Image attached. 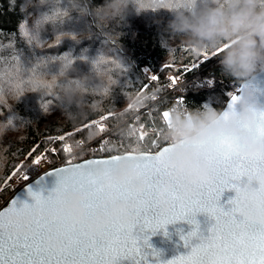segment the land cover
<instances>
[{"label": "clouds", "instance_id": "obj_1", "mask_svg": "<svg viewBox=\"0 0 264 264\" xmlns=\"http://www.w3.org/2000/svg\"><path fill=\"white\" fill-rule=\"evenodd\" d=\"M11 3L15 5L16 0ZM32 6L37 9L47 6V10L33 17L32 25L21 22L19 33L29 46L37 49L55 48L65 39L80 42L92 38L90 27L80 34L66 30L65 25L73 19V12L81 18L95 16L98 25L107 26L113 21L126 23L133 12L139 16L167 10L173 19L165 31L183 34L181 41L197 54L222 51L220 64L225 75L247 82L264 71V0H104L99 6H92V0H36ZM49 26L54 33L52 40L43 38ZM114 38L109 37L110 40ZM5 48L12 49V54L10 58L9 55L0 56V104H6L9 98H20L17 87L12 85L14 81L23 82L28 85L27 91L40 92L43 97L55 93L65 106V120L73 125L83 123L101 110V101L93 99L89 103L88 97L103 95L105 89L107 95H111L113 86L119 84V77L128 70L110 46L92 59H89L87 49L80 56H74L72 52L40 56L28 68L16 54L14 42L6 47L0 45V52ZM78 60L91 64L88 74H78ZM52 65H57L58 70L53 72ZM72 73L77 76L74 78ZM123 94L126 98L124 107L117 109L115 103L112 105L115 134L133 138V143L127 149H119L113 144L114 156L119 158L94 165L93 171L103 179L105 188L95 215L90 217L85 205L89 198L87 192L68 191L49 211L36 209L13 214L11 219L19 226V231H33L35 220L40 216L50 221L67 218L73 224L86 226L91 232H100L113 222L131 225L137 221L140 202L135 196H122L118 188L127 185L137 194L150 188L148 178L137 165L153 149L138 138L140 129L130 125L128 119L136 117L137 110L154 104L158 90L124 91ZM168 111L169 119L159 130V142L166 144L168 149L159 158L169 173L158 190L160 210L165 214L176 204L174 194L187 200L200 186L213 183V160L222 151H227V146L236 148L245 157H264V104L251 87L245 86L237 102L223 110L213 107L188 109L175 104ZM6 130L4 122H0V135ZM96 135L95 129L88 132L90 137ZM69 155L76 160L82 155L81 146L74 144ZM234 191L239 198L238 214L251 222L264 224V169H257ZM49 243L60 246L54 237L49 238Z\"/></svg>", "mask_w": 264, "mask_h": 264}, {"label": "snow or ice", "instance_id": "obj_2", "mask_svg": "<svg viewBox=\"0 0 264 264\" xmlns=\"http://www.w3.org/2000/svg\"><path fill=\"white\" fill-rule=\"evenodd\" d=\"M169 50L176 51V49ZM221 54L222 51H217L211 54L204 52L202 55L207 60L209 57ZM199 63L192 61L190 67L185 66L183 69L175 68L174 63H166L165 70L175 68L178 74H185L196 68ZM160 78L159 75L149 76V80L157 84ZM167 79L168 84L164 87L171 89L177 84L178 75L169 76ZM149 87L150 85L145 84L142 86V90H147ZM107 92L108 90L105 89V94L102 96H107ZM51 95L58 99L55 93ZM230 95L229 107L239 99V95ZM102 102L103 100H101ZM174 102L184 103L182 98H177ZM52 104L53 101L48 100L41 104V107L45 112H48L49 106ZM154 110L159 113L161 120L166 124L169 119V111L159 108ZM152 111L153 109H148L144 114L151 115ZM111 118H113L112 113L108 112L98 119L83 123L73 132L50 137L47 143H58L59 148H46L37 153V148L34 147L27 153V156L32 163L40 165L42 161L48 160L52 153L59 151L69 154L74 144L83 146L86 143L84 138L74 139V137L81 132L88 133L92 129L96 130L95 137L103 136L110 131L109 125L105 122ZM139 120L140 118L137 117L135 123L140 129L138 138L141 141L149 137L150 133L158 131L154 126L140 123ZM4 124L12 130L17 128L12 119H8ZM95 137L87 136V142H91ZM68 139H72L73 143H64ZM110 143L109 139H103L96 148L89 149V151H110L106 148ZM227 147V151H222L213 160L215 175L213 183L200 186L199 190L187 200L174 194L176 204L166 214L160 210L158 190L164 177L169 175L167 169L159 162V158L168 149L161 146L156 153H147L144 160L137 165L150 182V188L146 192L133 193L127 185H121L118 188L122 196L129 198L135 196L140 202L137 209L138 219L135 223L123 225L113 222L100 232H91L86 226L73 224L67 218L63 221H50L47 217L40 216L35 220L33 231H19V226L11 219L13 214L36 209L49 211L56 207L62 196L68 191L87 192L89 198L85 201V205L89 210V216L95 215L105 188L103 179L94 173L93 167L100 163L107 164L119 157L109 154L105 159H85L82 162L67 160L64 166L49 172V174L54 173L57 180L55 186L48 190L47 194L43 189L33 191L31 187H28L31 203L15 196L3 210H0V264H117L120 259L132 260L134 264H147L150 255L157 258L155 264H164L159 261L160 253L158 251L152 250L151 253L146 251L151 248L148 243V233L155 235L166 225L189 217L192 218L189 222L196 224V228L187 237L182 238L185 241V246H190V251L187 254L176 256L166 264H264V224H257L240 216L238 214L239 198L236 196L230 197L226 204H221V197L226 190L237 189L257 169H264V157H245L236 148ZM48 162L52 161L48 160ZM25 167L26 164L14 167L5 177V187L0 189V193L7 190L10 184L17 179L28 181L29 178L24 171ZM197 213H207L214 219V223L209 229L210 235H198L200 228L194 219ZM50 237L58 240L60 246L54 247L50 244ZM193 238H198L199 242L193 245ZM141 241H143V245Z\"/></svg>", "mask_w": 264, "mask_h": 264}, {"label": "trees", "instance_id": "obj_3", "mask_svg": "<svg viewBox=\"0 0 264 264\" xmlns=\"http://www.w3.org/2000/svg\"><path fill=\"white\" fill-rule=\"evenodd\" d=\"M36 0H16L15 5L11 0H0V45L7 46L14 42L16 54L20 55L25 67H31L34 60L40 56L61 55L65 52H72L74 56L84 54L87 49L89 59L94 58L100 51L109 46L113 54L119 56L127 67V71L119 77V84L113 86L111 95L102 96L93 94L88 97V102L93 99L103 100L102 108L96 111L85 122L98 119L100 116L112 111V105L115 103L117 109H122L126 102L124 91L142 90L145 84L150 87L145 91L158 90V99L154 104H150L144 109L137 111L136 117H129L128 123L138 127L136 118L139 117L140 123L154 126L158 131L150 133L149 137L142 142L151 145L154 150L159 149L165 144L159 142L160 128L164 126L159 113L154 109L168 110L172 105L178 104L174 100L183 99V104L188 109H197L213 107L222 110L228 98L234 90L242 83L235 77L225 75L220 64L221 55L209 57L207 60L203 53H195L185 43L181 41L183 34H173L166 32L168 22L173 19L172 13L167 10L160 12H148L137 16L134 12L127 18L126 23L111 22L107 26L98 25L95 16L78 17V13L73 12V19L69 21L65 28L77 34L86 32L89 27L93 32L91 39H83L76 42L72 39H65L61 45L51 49H37L29 46L20 36L19 25L23 21L33 24V17L42 14L47 10V6L37 9L32 5ZM104 0H92V6L103 5ZM160 23H157V22ZM114 36L113 40L109 37ZM46 40H52L54 33L49 26V30L43 34ZM187 48L188 50H184ZM169 49H176L172 52ZM211 54V52H208ZM12 54V49L5 48L0 52V56ZM192 61L200 62L198 66L185 74H178L175 68L183 69L190 67ZM166 63H174L175 68L165 70ZM79 75L88 74L91 64L78 60L76 63ZM53 72L58 70L57 65H52ZM74 78L77 73L70 74ZM159 75L160 81L157 84L149 80V76ZM178 75L177 84L169 89L164 87L168 84V77ZM179 85V86H177ZM12 86L17 87L20 98L16 100L7 99L6 104H0V122H6L12 119L17 125L15 130L7 128L3 135H0V189L5 187V177L21 164H26L24 169L28 176V181L34 177L40 169L39 165L31 162L27 153L37 148V153L46 148L57 147L60 145L49 144L50 137L66 135L73 132L79 125H73L65 120V106L61 101L52 95L43 97L40 92L27 91L28 85L23 82H13ZM183 88V91L180 89ZM114 97V100H113ZM52 100L53 104L49 106V111L45 112L41 107V101ZM153 109L151 115H145V111ZM73 110H75L73 108ZM110 131L103 136H97L87 142L88 133L81 132L74 139L84 138L86 143L81 146L82 155L77 159H83L89 156H109L114 155L112 145L115 144L119 149H127L129 144L133 143V138H124L115 134L116 121L114 118L106 121ZM147 130V129H145ZM103 139H109L111 143L106 146L110 151L90 152L89 149L96 146ZM122 141V143H121ZM64 143H73L72 139ZM71 159L69 154L63 152L52 153L48 160H44L43 167H52L66 163ZM76 159V160H77ZM28 181L16 180L11 183L9 188L0 193V206L6 199L14 193L16 189Z\"/></svg>", "mask_w": 264, "mask_h": 264}, {"label": "water", "instance_id": "obj_4", "mask_svg": "<svg viewBox=\"0 0 264 264\" xmlns=\"http://www.w3.org/2000/svg\"><path fill=\"white\" fill-rule=\"evenodd\" d=\"M245 86L255 89L257 92V99L262 104H264V71L258 72L255 76L252 77L250 81L242 82L232 94L240 95ZM230 102L231 96L228 98L223 109H225ZM166 146L167 145L165 144L162 147ZM159 149L150 152L154 154V152L158 151ZM105 158H108V156H89L83 159L73 160V162H82V160L85 159ZM65 164L66 163L47 168L35 177L31 178L10 196L8 201L4 205H2V207H0V210H3V208L6 207L9 202L15 198V196H18L21 200H27L29 203H31L32 199L28 194V187H31L33 191H39L43 189L45 190V194H47V191L55 186L57 180L56 175L54 173L49 174V172L54 170L55 168L62 167ZM234 196V190H226L221 197V204H226L229 198ZM190 219L192 218L189 217L185 220H180L168 224L165 226V228L158 230L155 235H151V233L149 232L148 243L151 245V248L146 249V251H148L149 253H151L152 250L158 251L160 253L159 261L164 262V264H166L167 261L172 260L176 256L187 254L190 251V246H185V241L182 237H187L188 234L196 228V224L189 222ZM194 219L199 224L200 233L198 235H210L209 229L214 223V219L211 218L207 213H197ZM198 242V238H193V245ZM141 244L143 245V241H141ZM156 259L157 258L150 255L147 264H155ZM117 264H134V262L129 259H120Z\"/></svg>", "mask_w": 264, "mask_h": 264}, {"label": "rangeland", "instance_id": "obj_5", "mask_svg": "<svg viewBox=\"0 0 264 264\" xmlns=\"http://www.w3.org/2000/svg\"><path fill=\"white\" fill-rule=\"evenodd\" d=\"M177 86H179V85H177ZM43 164H44V161L41 162V164L39 165V167H40V166H41V167H40V169L37 171V173H35V174L38 175L39 173H41L42 171H44L45 169H47V167H43V166H42ZM52 167H54V166H52ZM48 168H50V167H48ZM35 176H36V175H35ZM35 176H34V177H35ZM32 178H33V177H32ZM16 190H17V189H16ZM16 190H15V191H16ZM15 191H14V192H15ZM5 201L7 202L8 199H6ZM0 207H2V205H1Z\"/></svg>", "mask_w": 264, "mask_h": 264}, {"label": "built area", "instance_id": "obj_6", "mask_svg": "<svg viewBox=\"0 0 264 264\" xmlns=\"http://www.w3.org/2000/svg\"><path fill=\"white\" fill-rule=\"evenodd\" d=\"M5 203H6V201H4L2 205H4Z\"/></svg>", "mask_w": 264, "mask_h": 264}]
</instances>
